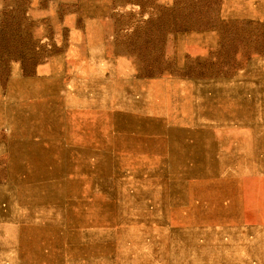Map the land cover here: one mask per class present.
Here are the masks:
<instances>
[{"label": "rangeland", "instance_id": "374dc122", "mask_svg": "<svg viewBox=\"0 0 264 264\" xmlns=\"http://www.w3.org/2000/svg\"><path fill=\"white\" fill-rule=\"evenodd\" d=\"M135 1L0 0V264H264V0Z\"/></svg>", "mask_w": 264, "mask_h": 264}, {"label": "trees", "instance_id": "16d2710c", "mask_svg": "<svg viewBox=\"0 0 264 264\" xmlns=\"http://www.w3.org/2000/svg\"><path fill=\"white\" fill-rule=\"evenodd\" d=\"M145 0H136L134 2L135 6H138L140 9L141 16L144 13L149 14V18L146 21V24H151L152 22H160L162 20H168L172 22V24H181L180 28L177 31H189V30H208L214 29L215 24L218 21V9L215 11H207L205 12L204 7L206 9L216 7L218 2L216 0H192V6L195 11V15L197 14L198 18L196 19V25L190 26L187 22H182L186 20V15L188 9H191V6L187 3H182L181 0H174L172 7L170 9H166V11H159L157 7H154L150 10L148 8V4L144 2ZM206 14V15H203ZM196 16V17H197Z\"/></svg>", "mask_w": 264, "mask_h": 264}, {"label": "crops", "instance_id": "0c3cea01", "mask_svg": "<svg viewBox=\"0 0 264 264\" xmlns=\"http://www.w3.org/2000/svg\"><path fill=\"white\" fill-rule=\"evenodd\" d=\"M87 85H88V84H87ZM90 92H91V91H90L89 87L87 86V87L85 88V90H84V93H86V94L88 93V95H90Z\"/></svg>", "mask_w": 264, "mask_h": 264}]
</instances>
